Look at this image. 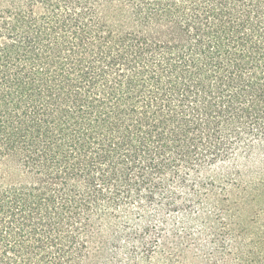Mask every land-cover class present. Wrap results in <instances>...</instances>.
<instances>
[{"label": "trees", "instance_id": "16d2710c", "mask_svg": "<svg viewBox=\"0 0 264 264\" xmlns=\"http://www.w3.org/2000/svg\"><path fill=\"white\" fill-rule=\"evenodd\" d=\"M0 264H264V0H0Z\"/></svg>", "mask_w": 264, "mask_h": 264}, {"label": "rangeland", "instance_id": "374dc122", "mask_svg": "<svg viewBox=\"0 0 264 264\" xmlns=\"http://www.w3.org/2000/svg\"><path fill=\"white\" fill-rule=\"evenodd\" d=\"M218 169H216V171H217Z\"/></svg>", "mask_w": 264, "mask_h": 264}]
</instances>
